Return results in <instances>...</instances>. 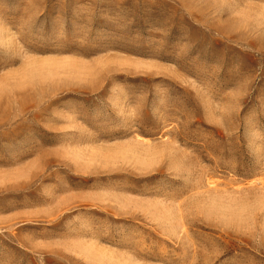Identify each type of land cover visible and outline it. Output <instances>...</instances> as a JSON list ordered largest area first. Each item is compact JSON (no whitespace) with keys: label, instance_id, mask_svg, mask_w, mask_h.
Returning <instances> with one entry per match:
<instances>
[{"label":"rangeland","instance_id":"obj_1","mask_svg":"<svg viewBox=\"0 0 264 264\" xmlns=\"http://www.w3.org/2000/svg\"><path fill=\"white\" fill-rule=\"evenodd\" d=\"M0 264H264V0H0Z\"/></svg>","mask_w":264,"mask_h":264},{"label":"bare ground","instance_id":"obj_2","mask_svg":"<svg viewBox=\"0 0 264 264\" xmlns=\"http://www.w3.org/2000/svg\"><path fill=\"white\" fill-rule=\"evenodd\" d=\"M60 61L56 60H50V59H44L43 61H38V60H33L31 62V65L34 67V70L40 74L41 69L43 68H52V67H59L60 66Z\"/></svg>","mask_w":264,"mask_h":264}]
</instances>
